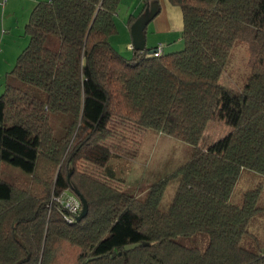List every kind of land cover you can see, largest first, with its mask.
I'll return each mask as SVG.
<instances>
[{"label": "trees", "instance_id": "trees-1", "mask_svg": "<svg viewBox=\"0 0 264 264\" xmlns=\"http://www.w3.org/2000/svg\"><path fill=\"white\" fill-rule=\"evenodd\" d=\"M121 1L38 0L30 14L0 93V264H264V249L242 244L264 209L260 186L230 200L242 171L264 174V0H168L181 10L183 48L131 45V58L110 43ZM158 1L142 0L129 25ZM237 41L250 54L239 90L220 82ZM212 120L229 130L204 143ZM121 126L192 145L166 209L167 177L137 196L107 167L102 179L60 169L51 193L66 150L69 164L91 151L100 165ZM7 165L24 176L5 178ZM69 187L87 201L79 221L54 203ZM198 232L204 247L182 242Z\"/></svg>", "mask_w": 264, "mask_h": 264}, {"label": "rangeland", "instance_id": "rangeland-1", "mask_svg": "<svg viewBox=\"0 0 264 264\" xmlns=\"http://www.w3.org/2000/svg\"><path fill=\"white\" fill-rule=\"evenodd\" d=\"M138 1H121L115 17L118 31L110 37L111 45L126 58L132 57L133 49L129 47L131 39L129 30L126 27L127 16L125 13L128 9L133 10ZM147 26L148 31H150L151 27ZM171 34L172 42L168 50H181L183 48L181 29L173 30ZM27 42L24 46H26ZM149 42L151 41L149 40ZM249 60L250 54L247 44L243 41H237L227 60L220 82L230 88L239 90L249 73ZM3 87L2 83L0 85V93ZM63 120L64 118L60 116L52 118L51 122L54 129H59L62 126ZM123 128L122 126L118 127L117 131L121 134L112 137L106 142L110 157L106 162L100 163V165L98 164L96 153L91 151L87 152L86 157L81 156L77 158L75 164H69L67 162L69 152L66 150L65 156L62 157L53 172L51 193L55 190L54 177L60 169L66 173V176L67 174L71 176L73 171L76 170L91 173V175L102 179L106 171L104 168L107 167L113 169L118 176L124 179L125 185H123V189L137 196H143L152 182L167 177L168 184L160 205L162 209H166L178 184L177 169L189 157L192 145L151 129L141 134L128 132L127 129ZM228 130L229 127L224 122L218 120L210 121L205 130L204 143L217 140ZM7 166L4 167L6 172L3 176L5 178L9 179L12 175L24 176L20 169ZM256 186H260L261 188L258 204L264 206V174L252 170L241 172L232 191L231 202L233 204H240L243 194ZM66 195H73L77 198L82 210V203L72 187L64 189L58 197L55 195V198H61ZM54 203L61 207L59 200L55 199ZM182 242L187 246L204 247L207 242V234L198 232L192 236L184 237ZM242 244L259 253L264 249V209L258 211L249 221L248 233L243 237Z\"/></svg>", "mask_w": 264, "mask_h": 264}, {"label": "crops", "instance_id": "crops-1", "mask_svg": "<svg viewBox=\"0 0 264 264\" xmlns=\"http://www.w3.org/2000/svg\"><path fill=\"white\" fill-rule=\"evenodd\" d=\"M141 1L135 4V8L128 9L126 27L130 33L129 16L138 12ZM38 0H8L3 6L0 5V85L7 80L9 72L13 68L17 56L25 47L28 36L25 34V25ZM34 4V6H33ZM159 12L146 27V45L148 47L163 46L167 51L171 46V33L173 30L182 31V14L177 6H173L168 0H159ZM31 11V12H30ZM122 20V19H121ZM130 46L132 38L130 33ZM129 46V47H130ZM4 81V82H3Z\"/></svg>", "mask_w": 264, "mask_h": 264}, {"label": "water", "instance_id": "water-1", "mask_svg": "<svg viewBox=\"0 0 264 264\" xmlns=\"http://www.w3.org/2000/svg\"><path fill=\"white\" fill-rule=\"evenodd\" d=\"M159 12V6L157 2L148 3L141 15H139L135 21L130 26V33L132 38L133 49L137 51H143L146 47V34L145 30L147 25L152 21V19ZM155 50H150L149 53H154ZM74 192L78 195L81 203L82 210L76 219L79 221L84 218L87 214L88 205L86 199L78 192L75 188ZM139 244H132L125 247V250H130L137 247Z\"/></svg>", "mask_w": 264, "mask_h": 264}, {"label": "built area", "instance_id": "built-area-1", "mask_svg": "<svg viewBox=\"0 0 264 264\" xmlns=\"http://www.w3.org/2000/svg\"><path fill=\"white\" fill-rule=\"evenodd\" d=\"M8 0H0V5H4ZM131 48V46H130ZM160 52V47L155 50V52L153 53L154 55H158V53ZM58 197V196H57ZM56 200L60 201L61 207H63V209L68 210L73 217H77L81 208H80V202L77 198H75L73 195H66L63 196L61 198H55Z\"/></svg>", "mask_w": 264, "mask_h": 264}]
</instances>
